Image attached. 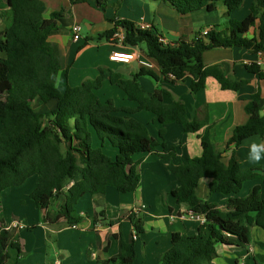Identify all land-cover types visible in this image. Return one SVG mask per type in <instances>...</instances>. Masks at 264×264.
Masks as SVG:
<instances>
[{
	"label": "trees",
	"instance_id": "16d2710c",
	"mask_svg": "<svg viewBox=\"0 0 264 264\" xmlns=\"http://www.w3.org/2000/svg\"><path fill=\"white\" fill-rule=\"evenodd\" d=\"M6 1L9 10L0 12L4 23L0 29V203L6 189L22 186L36 176L30 198L43 213L44 222L52 217L56 220L49 211L58 200L56 216L63 217L69 225L79 223L84 216L77 212L76 204L84 195L105 193L109 186L122 193L135 191L141 183V174L134 155L157 152L159 146L167 145L165 130H159L161 140L154 137L148 125L134 117L136 112H152L160 124L178 123L185 133L198 132L205 126L203 121L189 116L184 101L174 99L167 103L148 94L139 81L147 73L146 67L131 78L110 69L102 70L96 78L60 90L57 79L62 67L61 52L49 38L59 30L63 8L47 16L48 7L43 0ZM108 1L97 0V5L106 9ZM150 1L169 3L180 15L200 9L212 11L223 4L229 17L227 32L211 27L204 37L163 45L155 28L144 30L133 21L113 19L114 26L102 36L110 39L122 27L124 43L141 46L140 49L160 66L164 79L174 83L192 76L191 92L203 89L209 76L215 77L224 89L238 90L244 84L230 79L221 66H206L203 55L211 49L228 47H247L253 53H264V0H256L242 20L232 14L244 0ZM251 29L254 37L247 38ZM247 68L264 77L259 64L250 63ZM105 80L123 90L126 98L137 106H118L113 99L103 101L98 91ZM162 91L170 94L168 90ZM36 100L40 105L54 104L49 111L41 112L33 105ZM259 100V93H255L245 107L249 120L234 128L230 143L239 146L248 137L264 136V115ZM210 129L207 127L200 134L201 156H188L185 163L167 165L179 182L168 194L178 204L203 215L205 221L195 234L176 233L172 247L164 252L158 264H213L218 255V243H231L236 239L250 244L253 228L264 230V185L256 184L248 195H240L246 182H264V165L254 166L252 174L248 175L235 155L226 167L215 159L216 148ZM94 136L102 142L101 146L94 147ZM106 144L116 149L115 158L104 152ZM204 178L210 179L211 193L226 196L224 208L198 195L197 188ZM66 180L73 181L68 188ZM129 216L137 234L143 233L142 225L132 212ZM13 237L11 229L0 225V264L9 261L10 248L16 249L18 256L22 254L21 243ZM259 246L264 249V241L259 242ZM254 257L258 264H264V254ZM136 261V240L132 232L129 240L121 238L120 252L110 258L108 264H136Z\"/></svg>",
	"mask_w": 264,
	"mask_h": 264
},
{
	"label": "crops",
	"instance_id": "0c3cea01",
	"mask_svg": "<svg viewBox=\"0 0 264 264\" xmlns=\"http://www.w3.org/2000/svg\"><path fill=\"white\" fill-rule=\"evenodd\" d=\"M43 1L48 7L47 16L52 11L62 8L64 12L58 21L59 30L49 38L61 52L62 67L57 79V86L60 90H65L68 85L77 86L86 79L96 78L102 70L110 69L124 78H131L141 68H145L138 60L123 63L110 59L114 50L136 49L139 53L146 55L140 49L141 46L126 45L124 41L115 36L117 33L125 32L120 27L110 39L102 36L106 30L114 26L113 19H127L136 24L141 20L149 22L160 35L172 43L182 40L192 41L207 27H215V30L221 33L227 32L229 21L225 13L226 7L223 4H219L212 11L200 9L187 15H180L169 3L162 1L109 0L106 9L99 7L97 0L79 3H71L70 0ZM254 2L256 0H244L242 6L233 12L232 17L238 20L244 19ZM8 10L7 1L0 0V12ZM74 23L85 24L90 33L87 35L82 33V39L74 41L72 37ZM3 27L4 23L0 16V29ZM246 37H254V30L251 29ZM203 60L206 66H221L230 79L243 81L244 84L238 90L224 89L215 77L209 76L205 87L194 93L190 90L192 76L188 75L173 83L164 79L160 66L152 59L153 67L145 68L147 73L139 79L145 91L162 98L167 103H171L174 99L184 101L189 116L203 121L205 126L198 132L185 133L178 123L160 124L152 112H136L134 117L147 124L154 137L161 140L159 130H165L167 144L165 147L159 146L157 152L134 155L133 158L139 164L141 172L139 187L135 191L122 193L115 187L109 186L105 193L84 195L76 204L77 212L84 218L76 223L75 227L67 224L63 217L56 216L60 202L55 200L49 212L56 217V220L52 217V220L45 222L43 220L40 223L44 228V233L42 232L37 242L32 237L24 240L26 229L31 228V222L26 216L23 221L21 218L16 219L15 213H12L13 219L10 215L3 213L0 216V225L11 229L14 233V241L19 240L22 245V254L16 255L20 264H56L57 262L61 264H108L110 258L119 254L121 238L129 240L134 231V224L129 216L131 212L144 229V232L135 239L136 264H158L164 252L172 247L176 233L195 234L199 225L203 223L189 214V207L178 204L168 194L179 185V182L168 170L167 165L171 162L185 163L188 156H201L203 148L200 134L207 127L211 128L217 161L228 167L232 157L237 155L238 161L247 170L248 175L252 174L251 168L254 166L264 165V136L253 135L239 146L229 142L234 128L248 122L249 114L245 107L255 93L260 95L259 103L261 113L264 115V77L260 78L258 74L249 72L247 68L248 64L257 63L264 71V53H253L252 49L247 47L215 48L206 51ZM163 89L168 90L170 94L163 93ZM98 93L103 101L113 99L118 106H137L135 102L126 98L123 90L111 84L109 80L104 81V86ZM36 104L42 107L43 111L39 109L41 112H47L54 102L40 105L36 100L33 105ZM151 123L155 127H151ZM253 145H256L260 151L259 161L251 159ZM146 174L151 187L144 182L142 184V177ZM32 178L29 193L34 189L37 180L36 176L28 180ZM27 181L22 186H25ZM71 184L73 181H70L66 188ZM256 184L264 185V182L262 180L246 182L240 195H248ZM209 185L210 179L204 178L197 188L198 195L209 201L217 202L220 208H224L226 196L211 193ZM3 209L2 206V211ZM37 213V221H39L43 218V213ZM15 221L22 222L24 227H14ZM63 233H65V238L61 242L60 236ZM261 241H264V230L254 227L250 244H242L236 239H233L231 243H218V255L213 264H258L254 256L264 254V249L259 246ZM39 251L42 256H38ZM8 263L9 261L6 264Z\"/></svg>",
	"mask_w": 264,
	"mask_h": 264
},
{
	"label": "rangeland",
	"instance_id": "374dc122",
	"mask_svg": "<svg viewBox=\"0 0 264 264\" xmlns=\"http://www.w3.org/2000/svg\"><path fill=\"white\" fill-rule=\"evenodd\" d=\"M127 9H128V7H127ZM82 33L84 35H87L90 33L88 27L85 24H82ZM35 107L40 109L41 111H43L41 106L38 107L36 104ZM47 108L49 109V107H47ZM151 127H155V125L151 123ZM1 131H2V124L0 123V132ZM93 141H94V147L101 146V144H102V142L100 140H98L96 138V136H94ZM103 150L105 153H107L111 157L115 158L116 154L114 155V153H116V149L114 147L110 146L109 144H106L103 147ZM137 154H139V153H137ZM139 170H140V168H139ZM140 174H141V172H140ZM143 179H144V181H143ZM70 181L71 180H66L65 187L68 186V183H70ZM32 182H33V178L28 180L27 184L25 186L16 187V188H14V187L9 188V189H7V191L3 192L2 202L0 203V216H2L3 213H5V215H7V216L10 215L13 219L14 215H12V213H15L16 219L21 218V219H23V221L27 217L29 219V221L31 222V228L29 227L26 229V231L24 233V240L25 239L28 240L30 237H32L37 242V239L40 237V235H42V232L44 233V228L42 227V224H40L43 221V218H40V220L37 221L38 220V213L37 212H41V211L35 207L33 200L30 198V193L28 192V190L31 188ZM143 182L146 183V185H148V186L150 185V187H151L150 180H149L147 174L142 177V184H143ZM2 206L4 208L3 211H2ZM20 215H22V216H20ZM64 235H65V233L61 234V236H60L61 242H63V240L65 238ZM39 243H40V241H39ZM55 243H57V242H55ZM55 245L57 248V244H55ZM40 246L43 248L42 244H40ZM47 247H49V246H47ZM10 251H11L10 252L11 257H10L8 264H14L15 262H17V264H20L19 260L16 258V255L18 254L17 250L14 248H11ZM40 253L41 252L39 251L38 256H42V254H40Z\"/></svg>",
	"mask_w": 264,
	"mask_h": 264
},
{
	"label": "built area",
	"instance_id": "2783aa9c",
	"mask_svg": "<svg viewBox=\"0 0 264 264\" xmlns=\"http://www.w3.org/2000/svg\"><path fill=\"white\" fill-rule=\"evenodd\" d=\"M136 25L138 26V28L144 29V30H149L152 28V24L149 22H145L144 20H141V22H138ZM120 28H122V27H120ZM209 31H210V27L205 28L203 31L200 32L199 36L198 35L196 36V38L206 36L209 33ZM115 36L119 37L122 41H124L125 32L123 31L122 33H117V34H115ZM72 37H73L74 41H79L82 39V37H83L82 25L80 23H74L73 24V26H72ZM159 41L163 45H173L174 44L169 39L164 37L163 35L159 36ZM110 59L112 61L123 62V63H129L133 60H138V62L143 67H146V68H151L154 65L151 58H149L147 55H143V54L139 53L136 49H132L130 51L114 50L110 55ZM170 76L172 78L175 77L173 74H170ZM189 214L192 217L200 219L202 222L205 221V217L203 215H197L192 210H189ZM75 226H76V224L72 225V227H75ZM14 227L22 228V227H24V225L20 221H15ZM133 233H134V238L136 239L138 237V234L135 230L133 231ZM56 264H61V262H57Z\"/></svg>",
	"mask_w": 264,
	"mask_h": 264
},
{
	"label": "clouds",
	"instance_id": "9594fccd",
	"mask_svg": "<svg viewBox=\"0 0 264 264\" xmlns=\"http://www.w3.org/2000/svg\"><path fill=\"white\" fill-rule=\"evenodd\" d=\"M251 159H253L254 161H259L261 159L260 151L256 147V145L252 146Z\"/></svg>",
	"mask_w": 264,
	"mask_h": 264
}]
</instances>
